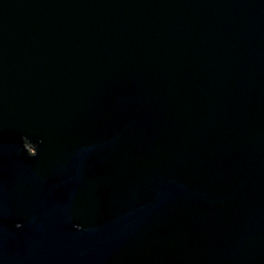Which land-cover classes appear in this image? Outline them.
<instances>
[{
  "label": "water",
  "instance_id": "water-1",
  "mask_svg": "<svg viewBox=\"0 0 264 264\" xmlns=\"http://www.w3.org/2000/svg\"><path fill=\"white\" fill-rule=\"evenodd\" d=\"M0 264H264V0H0Z\"/></svg>",
  "mask_w": 264,
  "mask_h": 264
},
{
  "label": "flooded vegetation",
  "instance_id": "flooded-vegetation-1",
  "mask_svg": "<svg viewBox=\"0 0 264 264\" xmlns=\"http://www.w3.org/2000/svg\"><path fill=\"white\" fill-rule=\"evenodd\" d=\"M30 151H33L32 147L30 145L27 146Z\"/></svg>",
  "mask_w": 264,
  "mask_h": 264
}]
</instances>
